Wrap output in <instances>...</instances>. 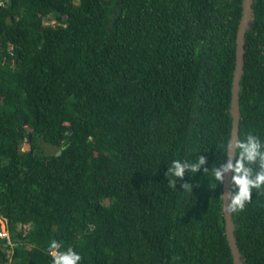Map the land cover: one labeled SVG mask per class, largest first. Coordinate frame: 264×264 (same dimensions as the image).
<instances>
[{
	"label": "trees",
	"instance_id": "obj_1",
	"mask_svg": "<svg viewBox=\"0 0 264 264\" xmlns=\"http://www.w3.org/2000/svg\"><path fill=\"white\" fill-rule=\"evenodd\" d=\"M71 1L0 0V225L14 243L0 239V264H53V240L79 264H233L205 170L227 158L243 0ZM238 109L237 140L264 145V0ZM201 157L169 187L174 160ZM230 216L241 264H264V189Z\"/></svg>",
	"mask_w": 264,
	"mask_h": 264
},
{
	"label": "clouds",
	"instance_id": "obj_2",
	"mask_svg": "<svg viewBox=\"0 0 264 264\" xmlns=\"http://www.w3.org/2000/svg\"><path fill=\"white\" fill-rule=\"evenodd\" d=\"M262 147L264 145L261 144L258 137L248 134L243 141L237 140L235 143L237 150V161L235 165L229 162L226 167L219 169L213 167L211 173L207 169L205 170V173L209 174L217 182L210 185L212 189H215L217 184L223 183L226 172L231 171L234 173L232 177L233 191H230L227 195L230 203H227V205L224 203L223 211L225 214L232 215L242 212L246 204L251 201L253 190L259 191L264 189V151H261ZM232 148L233 142L228 141L225 146L226 153L228 154ZM257 161H259V170L253 174L252 169L248 165L256 164ZM204 164L205 159L203 157L194 162L174 160L166 173L169 187L176 189L177 181L183 180L185 172L195 174ZM192 187L188 183L181 185L183 192H187L190 195L192 193ZM235 189H238V191H235ZM222 198L225 201L223 195ZM61 247V242L51 241L48 252L53 259V264H79L82 257L77 252L71 247L67 248L66 251H60ZM10 258L9 255L8 261H10Z\"/></svg>",
	"mask_w": 264,
	"mask_h": 264
},
{
	"label": "water",
	"instance_id": "obj_3",
	"mask_svg": "<svg viewBox=\"0 0 264 264\" xmlns=\"http://www.w3.org/2000/svg\"><path fill=\"white\" fill-rule=\"evenodd\" d=\"M250 9H251V0H243L242 2V11L241 18L238 24L236 39H235V62H234V71L232 75V83H231V98H230V116H231V131L229 141L233 142V148L227 154V158L225 161L224 167L228 165L229 162H233L234 159V151H235V143L237 141V130L239 123V109H238V82L241 74L242 64H243V36L245 29L248 26L250 19ZM46 23H51L50 21H45ZM32 141L31 134L28 133V137L26 143L23 146L24 150L30 149V143ZM59 155V152H57ZM230 176L231 171L226 172L224 174V179L222 183V195L225 197V201L222 198V213L224 218V229H225V238L231 252L232 263L233 264H241L240 256L238 254V250L235 245V240L233 237V225L231 222V216L224 213V203H230L227 199V195L230 192Z\"/></svg>",
	"mask_w": 264,
	"mask_h": 264
},
{
	"label": "built area",
	"instance_id": "obj_4",
	"mask_svg": "<svg viewBox=\"0 0 264 264\" xmlns=\"http://www.w3.org/2000/svg\"><path fill=\"white\" fill-rule=\"evenodd\" d=\"M0 239L4 240L3 247L9 248L13 245L12 241L10 240L8 230L6 229V221L3 219L1 220L0 225Z\"/></svg>",
	"mask_w": 264,
	"mask_h": 264
},
{
	"label": "rangeland",
	"instance_id": "obj_5",
	"mask_svg": "<svg viewBox=\"0 0 264 264\" xmlns=\"http://www.w3.org/2000/svg\"><path fill=\"white\" fill-rule=\"evenodd\" d=\"M5 2V1H4ZM6 3V2H5ZM75 3H76V1L75 0H72L71 1V4H72V6L73 5H75ZM40 148H41V150L44 152V153H46V154H49V153H52V152H54V148H52V147H50V146H48V145H46V144H44V143H41L40 144ZM84 243L85 244H89L90 243V240H89V237L88 236H86L85 238H84ZM9 253V252H8ZM6 254H7V251H6Z\"/></svg>",
	"mask_w": 264,
	"mask_h": 264
},
{
	"label": "bare ground",
	"instance_id": "obj_6",
	"mask_svg": "<svg viewBox=\"0 0 264 264\" xmlns=\"http://www.w3.org/2000/svg\"><path fill=\"white\" fill-rule=\"evenodd\" d=\"M9 234V233H8ZM10 237V236H9ZM10 240L12 241V239L10 238ZM12 243H13V241H12ZM13 245H14V243H13ZM13 245L11 246V247H9L10 248V251H9V249L7 250V253L9 252H11V248L13 247Z\"/></svg>",
	"mask_w": 264,
	"mask_h": 264
}]
</instances>
